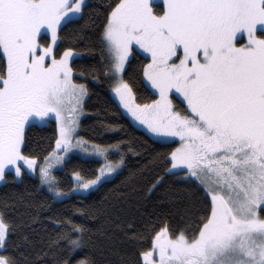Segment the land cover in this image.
Listing matches in <instances>:
<instances>
[{"label":"snow or ice","instance_id":"1","mask_svg":"<svg viewBox=\"0 0 264 264\" xmlns=\"http://www.w3.org/2000/svg\"><path fill=\"white\" fill-rule=\"evenodd\" d=\"M86 7V0H0V180L9 170L21 177L26 165L53 198L67 196L53 168L66 164L70 149L105 161L91 178L72 172L77 192L97 189L124 163L119 143L87 146L75 135L88 88L74 79L78 54L59 52L58 35ZM109 8L100 38L114 93L151 133L176 138L166 174L204 191L200 214L184 227L145 226L148 247L132 264H264V0H113ZM135 49L144 53L142 75L156 97L142 104L123 78ZM173 96L182 97V111ZM53 118L54 146L43 157L26 155L27 127ZM111 150L118 160L108 158ZM74 228L79 235L59 236L69 252L84 244L85 227ZM13 230L0 211V264H17L7 254Z\"/></svg>","mask_w":264,"mask_h":264},{"label":"trees","instance_id":"2","mask_svg":"<svg viewBox=\"0 0 264 264\" xmlns=\"http://www.w3.org/2000/svg\"><path fill=\"white\" fill-rule=\"evenodd\" d=\"M112 3L113 0H86L83 18L59 31L58 51L75 49L78 58L72 61L74 79L88 88L79 134L87 142L103 147L119 143L124 163L97 189L58 200L26 170L19 179L9 171L0 184V211H5L14 228L7 254L17 264H61L68 259L71 264H77L85 257L95 264H132L137 251L148 247L151 233L145 231L146 225L159 227L167 221L172 228H180L200 214L203 189L181 174L169 176L165 172L164 158L175 143L154 140L135 127L109 91L112 80L105 75L107 61L102 60L100 36ZM144 63H147L144 54L134 50L123 74L133 86L137 103L141 104L156 98L144 81ZM172 99L175 108L182 111L184 104L174 96ZM56 136L54 120L27 127L25 154L47 155ZM119 155L111 150L108 158L116 161ZM100 165L98 159L72 155L55 171L58 186L64 192L70 191L73 171L91 178ZM157 177H163V181L149 191ZM76 224L86 229L84 244L69 252L68 240L59 236L69 229L73 236L79 235L74 228ZM133 233L143 234L145 238L133 237Z\"/></svg>","mask_w":264,"mask_h":264},{"label":"rangeland","instance_id":"3","mask_svg":"<svg viewBox=\"0 0 264 264\" xmlns=\"http://www.w3.org/2000/svg\"><path fill=\"white\" fill-rule=\"evenodd\" d=\"M46 39H50V37H46ZM135 50H137V51L141 52L142 54H144L142 50H139V49H135ZM131 55H132V53L130 54V57H131ZM130 57H129V58H130ZM126 64H127V62H126ZM144 81H145V78H144ZM77 83H79V82H77ZM145 83H146V81H145ZM146 85H147V84H146ZM147 86L151 89L150 85H147ZM113 88H114V85H113V83L111 82V87H110V90H109V91H110L111 95L114 97V99L116 100L117 104L119 105V107L121 108V110L123 111V113L129 118L130 122H131L135 127L139 128V129H141V130H143L145 133H147V134H148L151 138H153L154 140H157V141H160V142H165L164 140H161L160 138H158L155 134L151 133V132L147 129V127H146L145 125H142L139 121H137L134 117L131 116V114L127 111V109H125V108L123 107V105L120 103L118 96H117V95L114 93V91H113ZM151 90H152V89H151ZM152 91H153V90H152ZM174 97L178 98V99L182 102V97H179V96H174ZM85 99H86V97L84 98V100H83V102H82V111L80 112V115H79L78 118H77V119H78V127H77V129H76V133H75V135H77V136H79L80 138H82L83 141L85 142V144H86L87 146H91L92 143L87 142V141H86V140H85V139L79 134V123H80V120H81V118H82V116H83V104H84ZM154 99H155V98H154ZM183 104H184V103H183ZM174 107H175V106H174ZM176 109H177V108H176ZM177 110H178V109H177ZM52 120H54V122H55V124H56V130H57V134H58L57 123H56V121H55L54 118H53ZM49 121H50V120H49ZM49 121H47L46 123H41L40 121H37L35 124H38V125H45V124H48ZM173 139H176V138H168V142H171V140H173ZM72 155H77V156H80V157H82V158H94V159H98V160L101 161V165L105 163V161H104V159H103L102 157L97 156V155H94V154H91V153H86V152H84V150L81 149V148H73V149H70V151H69V153H68V158H69L70 156H72ZM101 165H100V166H101ZM62 166H63V165H56V166L53 168V174L55 175V171L59 170ZM120 167H121V166H120ZM120 167L117 169L116 172H118V170L120 169ZM24 168H25V170H26L29 174H31L32 176L37 177L38 180H39V182H40V178H39L38 170H37L36 172H32L31 170H27V166H26V165L24 166ZM99 169H100V167H99ZM99 169H98V172H99ZM9 171L13 172L14 175H15L14 170H9ZM98 172H97V173H98ZM116 172H115V173H112V174H107V176H106V178H104V180H107V179L112 178V177L116 174ZM15 177H16V179H19V178H20V177H17L16 175H15ZM74 179H75V178H74V177L72 176V174H71V180H72V182H74ZM2 183H3V180H0V184H2ZM40 185H41V187H43V188H45L47 191H49L48 188H47V186L42 185L41 182H40ZM89 191H91V190H85V191H83V192H77V191L73 188V186H72L71 190L68 191V192H65V193H67V196H66V197H68V196H70L71 194H81V195H84V194H87ZM49 192H50V191H49ZM50 193H51V192H50ZM51 194H52V193H51ZM62 198H65V197L55 198V199L58 200V199H62Z\"/></svg>","mask_w":264,"mask_h":264}]
</instances>
